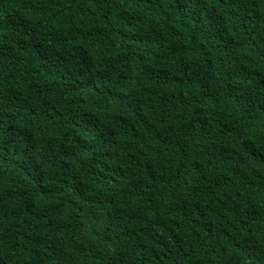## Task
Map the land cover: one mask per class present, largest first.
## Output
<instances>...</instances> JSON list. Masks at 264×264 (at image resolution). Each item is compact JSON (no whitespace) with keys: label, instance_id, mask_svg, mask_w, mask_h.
<instances>
[{"label":"trees","instance_id":"trees-1","mask_svg":"<svg viewBox=\"0 0 264 264\" xmlns=\"http://www.w3.org/2000/svg\"><path fill=\"white\" fill-rule=\"evenodd\" d=\"M0 264H264V0H0Z\"/></svg>","mask_w":264,"mask_h":264}]
</instances>
